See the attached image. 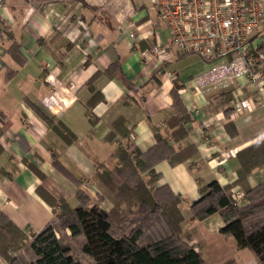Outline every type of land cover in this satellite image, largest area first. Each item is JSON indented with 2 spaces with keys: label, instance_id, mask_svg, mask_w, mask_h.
<instances>
[{
  "label": "crops",
  "instance_id": "1",
  "mask_svg": "<svg viewBox=\"0 0 264 264\" xmlns=\"http://www.w3.org/2000/svg\"><path fill=\"white\" fill-rule=\"evenodd\" d=\"M149 4L0 0V209L21 229L37 232L54 217L38 188L75 207L80 186L93 199L103 196L100 206L110 210L98 165L112 167L128 138L145 152L157 143L156 128L186 132L168 142L194 152L175 164L156 163L161 176L154 186L183 197L182 237L191 235L206 260L202 239L221 233L225 223L219 213L192 219L190 204L212 180L230 194L243 190L237 153L264 139V67L259 76L231 57L206 60L173 47L154 52L156 44L169 45L170 34ZM254 43L264 46V22ZM241 100L248 105L236 111ZM61 124L76 135L73 142L55 128ZM263 181L264 164L246 184Z\"/></svg>",
  "mask_w": 264,
  "mask_h": 264
},
{
  "label": "trees",
  "instance_id": "2",
  "mask_svg": "<svg viewBox=\"0 0 264 264\" xmlns=\"http://www.w3.org/2000/svg\"><path fill=\"white\" fill-rule=\"evenodd\" d=\"M45 118L53 123L48 116ZM61 125V129L56 125L55 128L66 141L73 142L76 135ZM184 135L186 132L176 130L164 134L156 128L157 143L149 150L140 151L128 138L126 147L117 149L118 161L112 167L98 165L97 179L114 195L110 210L100 206L103 196L93 199L80 186L75 207L66 198H55L39 187L38 192L52 206L54 217L41 230L32 232L33 238L28 241V228L18 227L0 209V253L7 257L8 264H86V257L90 264H207L200 249L190 243L191 235L182 238L183 197L167 185L154 186L161 176L156 163L167 158L175 164L194 152L192 146L176 151L169 144L168 137L178 139ZM237 156L241 166L236 182L247 202L237 204L228 187L212 180L200 185L199 198L191 202L192 219L219 213L225 223L220 232L233 236L239 248H249L259 264H264V181L255 187L246 184L248 174L264 164V139L239 150ZM63 229L70 231H65L70 240L79 239L82 256L74 254L71 242L57 236V231ZM24 246L29 249V260L22 255L10 257L8 250Z\"/></svg>",
  "mask_w": 264,
  "mask_h": 264
},
{
  "label": "built area",
  "instance_id": "3",
  "mask_svg": "<svg viewBox=\"0 0 264 264\" xmlns=\"http://www.w3.org/2000/svg\"><path fill=\"white\" fill-rule=\"evenodd\" d=\"M149 10L170 34L169 45L156 44L154 52L173 47L206 60L231 57L250 74L263 75L264 46L254 43V36L264 22V0H150ZM246 105L241 100L234 108ZM231 196L237 204L246 200L241 189Z\"/></svg>",
  "mask_w": 264,
  "mask_h": 264
},
{
  "label": "rangeland",
  "instance_id": "4",
  "mask_svg": "<svg viewBox=\"0 0 264 264\" xmlns=\"http://www.w3.org/2000/svg\"><path fill=\"white\" fill-rule=\"evenodd\" d=\"M105 194L107 196H110V199H112L111 203L113 204V207V192L106 188ZM128 217L131 219L134 218L133 215H128ZM27 228L28 231H26V235L27 240L29 241L33 238L32 232H34V229L29 226ZM65 231L70 234V231L68 229H63L57 231V236L62 237L63 240L71 242L74 254L78 257L82 256L83 254L80 251V244L78 243L79 239H77L78 241L70 240L71 238L69 237V235H67V233H65ZM205 235L206 236L204 240L202 239V241L203 243H205L203 246V252L206 257L207 264H247L250 260L256 258L254 253L249 248H244V250L238 249L236 247V243L233 236H226L222 233ZM8 252H10V257L22 255L26 260H29L30 258L29 249L26 246L18 250L10 249L8 250ZM84 261L86 264H90L91 262L90 259L87 257L84 258ZM8 262L9 260L7 259V257L0 253V264H8ZM257 264H259V262Z\"/></svg>",
  "mask_w": 264,
  "mask_h": 264
}]
</instances>
